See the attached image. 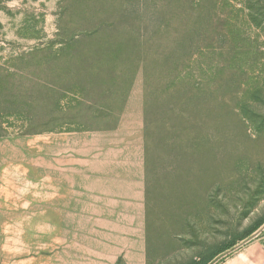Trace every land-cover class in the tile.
I'll return each instance as SVG.
<instances>
[{
  "label": "rangeland",
  "instance_id": "374dc122",
  "mask_svg": "<svg viewBox=\"0 0 264 264\" xmlns=\"http://www.w3.org/2000/svg\"><path fill=\"white\" fill-rule=\"evenodd\" d=\"M263 218L264 0H0V264H217Z\"/></svg>",
  "mask_w": 264,
  "mask_h": 264
},
{
  "label": "crops",
  "instance_id": "0c3cea01",
  "mask_svg": "<svg viewBox=\"0 0 264 264\" xmlns=\"http://www.w3.org/2000/svg\"><path fill=\"white\" fill-rule=\"evenodd\" d=\"M217 264H264V240H247Z\"/></svg>",
  "mask_w": 264,
  "mask_h": 264
},
{
  "label": "trees",
  "instance_id": "16d2710c",
  "mask_svg": "<svg viewBox=\"0 0 264 264\" xmlns=\"http://www.w3.org/2000/svg\"><path fill=\"white\" fill-rule=\"evenodd\" d=\"M264 222V218L259 220L258 222H256V224L251 227L250 229H248L247 231L243 232L240 237L238 238L239 240H242L244 238H247L251 233H253L262 223ZM236 243V241H232L230 244L226 245L224 248L214 251L211 254H209L208 256L202 257L198 260H192L191 262H189V264H208L216 255H218L219 253L223 252L224 250L232 247L234 244Z\"/></svg>",
  "mask_w": 264,
  "mask_h": 264
}]
</instances>
